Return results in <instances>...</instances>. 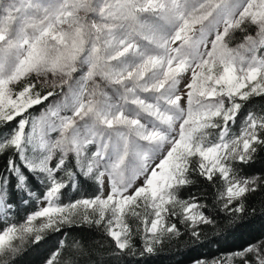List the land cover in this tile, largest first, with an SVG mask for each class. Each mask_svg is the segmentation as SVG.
I'll return each mask as SVG.
<instances>
[{
    "label": "snow or ice",
    "instance_id": "1",
    "mask_svg": "<svg viewBox=\"0 0 264 264\" xmlns=\"http://www.w3.org/2000/svg\"><path fill=\"white\" fill-rule=\"evenodd\" d=\"M262 152L264 0H0V264L216 244L264 219Z\"/></svg>",
    "mask_w": 264,
    "mask_h": 264
},
{
    "label": "trees",
    "instance_id": "2",
    "mask_svg": "<svg viewBox=\"0 0 264 264\" xmlns=\"http://www.w3.org/2000/svg\"><path fill=\"white\" fill-rule=\"evenodd\" d=\"M260 158L252 169L249 171H260L264 169V152L260 153ZM264 198V193H256L255 195L249 197V203L255 204L259 207V201ZM23 212L21 213V216ZM259 217V213H257ZM66 232H71L73 235L80 234V229H64ZM262 232H264V219H254L252 223L245 229L236 232L234 235H230L227 239H217L216 244L209 243L207 247L199 249L195 252H188L185 250L184 246L181 245L180 251L177 252L176 249L171 251L165 250L161 253L157 264H177V261H181L182 264H189L190 259L193 256H207L209 258L213 256L220 255L221 253L234 251L244 246L246 243L259 237ZM53 239L45 244L39 252H31L22 258V264H40V259L42 254H46L47 249L54 246L56 243V237L59 234H52ZM95 235V233H93Z\"/></svg>",
    "mask_w": 264,
    "mask_h": 264
}]
</instances>
